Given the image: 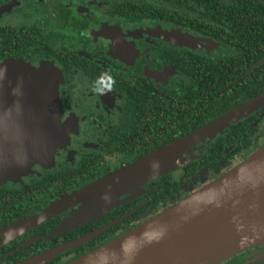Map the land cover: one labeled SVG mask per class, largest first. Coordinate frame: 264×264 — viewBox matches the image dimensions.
Instances as JSON below:
<instances>
[{"label":"flooded vegetation","instance_id":"flooded-vegetation-1","mask_svg":"<svg viewBox=\"0 0 264 264\" xmlns=\"http://www.w3.org/2000/svg\"><path fill=\"white\" fill-rule=\"evenodd\" d=\"M143 3L0 0V65L56 66L62 127V147L52 163L35 164L26 175L0 186V230L172 143L253 94L244 85L248 72H241L245 51L235 47L243 42L232 47L175 21L151 18L143 8H134ZM241 124L97 220L49 237L78 205L18 237L1 238L0 264L12 261L19 250L32 247L30 256L12 264L96 233L46 263L67 264L156 217L264 144V110ZM52 220L55 227L46 236L33 233ZM40 240L50 242L48 247ZM219 264H264V244Z\"/></svg>","mask_w":264,"mask_h":264},{"label":"water","instance_id":"water-1","mask_svg":"<svg viewBox=\"0 0 264 264\" xmlns=\"http://www.w3.org/2000/svg\"><path fill=\"white\" fill-rule=\"evenodd\" d=\"M264 63V58L258 65ZM56 66L0 65V185L33 165L53 162L62 147ZM264 106V93L149 155L61 198L38 215L0 230L13 239L79 206L80 212L51 234L106 213L124 195H140L148 182L184 167L194 151ZM49 249L16 264H46L93 236ZM264 244V145L232 170L156 217L67 264H219Z\"/></svg>","mask_w":264,"mask_h":264},{"label":"trees","instance_id":"trees-1","mask_svg":"<svg viewBox=\"0 0 264 264\" xmlns=\"http://www.w3.org/2000/svg\"><path fill=\"white\" fill-rule=\"evenodd\" d=\"M134 8H143V10L146 11V15L151 18H162L168 21H175L188 28L191 27L193 30L203 34L204 36L213 38L215 40H220L225 45L233 47L232 43L243 42L242 45H235V47L245 51V66L241 72H248L244 78V85L246 88L251 87L253 91V94L246 95L243 103L264 93V63L258 65L259 62L264 58V0H145V3L143 4H135ZM185 71L187 73L190 72L188 68L185 69ZM254 82H256V85ZM233 108L229 109L228 111L232 110ZM259 110H264V106ZM253 113L225 129L220 136L223 137L227 131L233 128L236 129L238 126L243 125L241 124L242 122L246 123ZM257 117L258 115L255 116V118ZM201 126L196 127L190 132L198 129ZM186 134L182 135L181 137L185 136ZM255 151L249 154V156ZM248 157H246V159ZM195 171L190 170V173H194ZM30 202L32 203L34 201L30 200ZM26 207L27 206H23L21 208L24 210ZM98 218L89 220L82 225L97 220ZM65 221L68 220H61L55 227V220H52L37 228L35 231H33V233L39 234V236H46L54 227L55 228L53 231L64 224ZM14 223L16 222L11 224ZM68 230H70V228L60 233H65ZM58 234H50L49 237L57 236ZM46 239H48V237H46ZM49 243L50 242H46L45 240H40L38 242L40 245L47 244L45 247H48ZM31 249L32 247L26 249L25 251L19 250V252L15 253L16 255L13 256L14 259L12 261H9L8 259L7 264L18 262L19 259L30 256Z\"/></svg>","mask_w":264,"mask_h":264},{"label":"rangeland","instance_id":"rangeland-1","mask_svg":"<svg viewBox=\"0 0 264 264\" xmlns=\"http://www.w3.org/2000/svg\"><path fill=\"white\" fill-rule=\"evenodd\" d=\"M8 19H10L11 20V18H8ZM29 171V170H28ZM28 171H26V172H28ZM26 172L23 174V175H21L20 177H22V176H24V175H26ZM4 184V183H3ZM2 184V185H3ZM2 185H0V186H2ZM138 195L137 194H132V195H124V196H122V197H120V198H118V200H117V204L115 205V207H117V206H119V205H122L126 200L125 199H128V198H135V197H137ZM114 208V207H113ZM80 212V210H77V212L72 216V217H74L77 213H79Z\"/></svg>","mask_w":264,"mask_h":264}]
</instances>
